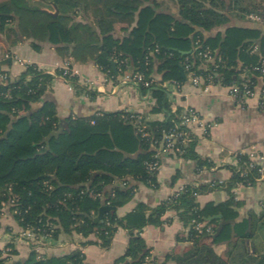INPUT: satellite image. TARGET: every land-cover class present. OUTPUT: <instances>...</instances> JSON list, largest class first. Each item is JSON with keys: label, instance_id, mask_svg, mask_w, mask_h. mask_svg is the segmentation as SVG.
I'll return each mask as SVG.
<instances>
[{"label": "trees", "instance_id": "1", "mask_svg": "<svg viewBox=\"0 0 264 264\" xmlns=\"http://www.w3.org/2000/svg\"><path fill=\"white\" fill-rule=\"evenodd\" d=\"M174 1L178 13L159 0H49L53 12L16 5L21 20L27 18L22 21L24 34L47 38L56 45L76 43L79 27L90 29L92 22L88 21L91 18L87 12L93 9L97 28L91 32L98 36V45L92 59L107 77L117 78L122 73L120 62L124 59L128 69L144 71L148 76H154L159 60L163 71L161 83L139 87L144 93L150 91L156 100L151 117L145 114L148 137L130 120L132 112L60 117L54 103L43 101L56 75L36 64H28L14 81L0 83V207L16 195L18 203L9 210L22 227L41 218L57 226L55 237L60 232L85 237L93 234L104 247H109L116 232L123 228L129 233V244L114 264H144L151 251L140 231L149 225H163V216L170 210H175L189 227V240L193 242L190 250L173 257L176 264H228L211 245L202 244L201 238L209 236L214 244H231L234 237L242 242L253 237L251 221H238L233 197L224 203L201 207L197 196L203 190L191 185L171 202L162 201L152 207L141 201L125 216L118 215V209L134 195L133 182L157 186V175L151 174L147 163L154 159L157 142L164 133L180 123L182 110L179 107L173 111L162 83H185L181 71L185 72L189 62L194 71L212 74L215 84L242 85L244 76L251 75L252 66L264 57V27H225L229 22L226 10L238 9L243 0ZM257 6H249V12L264 22V9L260 11ZM13 18L0 11V30ZM69 20L76 24L69 27ZM117 23L125 24L121 29L125 35L118 33ZM197 41L201 44L199 49ZM254 45L259 47L257 52L252 51ZM34 46L39 48L36 43ZM156 46L160 53L146 65L147 56ZM206 47L216 52V69L199 55ZM252 79L256 82L255 76ZM68 81L82 89L78 76ZM160 114L164 117L158 118ZM192 136V143L177 158L198 159L196 138L193 133ZM245 160L247 157H242V163ZM199 162L201 166L205 164L200 159ZM245 178L238 172L229 187ZM15 209L19 213H14ZM194 218L214 224L215 233L198 235L191 226ZM14 253L12 249L11 254ZM242 254L248 256L249 264H262V259L252 257L246 247ZM6 260L0 259V264H10ZM12 264L85 263L80 250L49 259L40 258L33 250L27 260Z\"/></svg>", "mask_w": 264, "mask_h": 264}, {"label": "crops", "instance_id": "2", "mask_svg": "<svg viewBox=\"0 0 264 264\" xmlns=\"http://www.w3.org/2000/svg\"><path fill=\"white\" fill-rule=\"evenodd\" d=\"M16 5L53 12L49 0H0V11L14 17L0 30V83L4 74L8 75L9 81H14L28 64H36L46 71L54 72L69 63L78 69L80 81H96L100 83V87L97 89L80 83L82 89L71 88L68 82L57 77L44 95L43 101L54 103L60 117H90L95 113L111 111L142 112L151 117L150 110L156 106V100L150 91L144 93L139 87L124 83L120 79L106 80L105 74L93 59L76 51V43L56 45L47 38L27 37L23 32L24 25L22 26V21L27 18L23 15L25 19L21 20ZM172 12L178 13L177 5ZM226 13L229 22L225 27H264L262 20L253 19L249 14L235 9H228ZM79 18H82L81 14L77 19L80 20ZM96 20L93 19L95 23ZM88 21L92 22V19ZM122 27L125 24L117 23L118 33L125 35ZM160 65L161 62L157 60L154 79L158 83H161L163 77ZM186 77L187 81L182 84L179 94L170 81L162 84L169 93L173 111L180 107L183 112L187 107H194L209 124L207 131L198 124L192 126L198 159L163 156L157 174V186L133 182L136 185L134 195L118 209V215L125 216L141 201L152 207L156 206L166 201L182 186L202 188L203 191L197 196L201 207L208 203H224L233 197L239 212L238 221H251L253 237L245 242L234 237L231 244H214L208 236L201 238L200 242L211 245L215 253L228 264H249L248 256L242 254L245 247L252 257L259 261L262 259L264 264V181L252 185L238 182L229 187L238 173L239 155L247 157L253 148L264 153V96L258 93L249 99L248 104L242 106L230 95L227 86L214 84L207 88L194 87L189 76ZM256 82L259 90L261 79L256 77ZM88 91L96 96H91ZM157 117L163 118L164 115ZM199 159L205 163L203 166L199 164ZM163 221V225L143 228L140 235L150 249L155 264H176L173 257L182 255L193 246V242L189 240L190 229L175 210L164 214ZM21 229L22 226L10 210L1 206L0 251L7 248L15 251L10 264L27 260L33 251L28 243L20 240ZM129 239L128 231L120 228L114 235L112 244L104 247L93 234L85 237L77 233L60 232L55 239L40 247L37 253L40 258L49 259L67 256L80 250L85 264H114L125 253ZM238 252H242L241 258L238 257Z\"/></svg>", "mask_w": 264, "mask_h": 264}, {"label": "built area", "instance_id": "3", "mask_svg": "<svg viewBox=\"0 0 264 264\" xmlns=\"http://www.w3.org/2000/svg\"><path fill=\"white\" fill-rule=\"evenodd\" d=\"M250 17L253 19L261 20V18L255 14H250ZM201 48L200 41L196 43V49ZM259 50L258 45H254L253 52H257ZM160 53L159 46H156L154 50H152L146 59V65L151 63V58L155 56V54ZM199 55L207 62H211L214 64L215 69L218 67L216 63V52L211 48L206 47L199 52ZM127 60L124 59L120 62L122 71L121 74L117 75V78L107 77L106 80H119L131 84L135 87H146L150 88L155 82L154 76H148L144 73V71H133L132 69H128ZM57 70H60L59 72ZM251 75L244 76L245 80L241 84H233L228 87V91L230 95L235 98V101L239 105H246L250 98L254 97L258 93L264 96V57L261 60L252 66ZM49 72V71H48ZM56 75V78L63 79L68 82V79L72 76L79 77L78 69L74 68L71 64L66 63L63 66L56 69L54 72H50ZM185 74L189 76V80L194 87L205 86L206 88L214 85L213 75H204L202 73H198L194 71L192 68V63L187 62L185 64ZM252 75L255 77H259L261 79V88L258 90L257 82L252 79ZM3 81H8V75L4 74L2 76ZM83 81V82H82ZM79 83H84V85L93 86L97 89L100 87V83L93 81L89 82L87 80H82ZM187 81V77H186ZM176 88L177 93H180V88L182 84L178 81H170ZM70 84V83H69ZM71 88L74 86L70 84ZM92 87V88H93ZM130 120L138 127V131L142 133L144 137L149 136V132L147 131L148 125L146 120L148 117L142 112H133L129 116ZM194 124H198L205 131L209 128V124L202 117L201 112L194 107H187L181 114L180 123H177L176 126L169 131L165 132L162 139L157 142V152L154 156V159L147 163V168L151 172V174H158L160 166H161V158L163 156H173L175 158L178 157V154H182L186 151V147L190 145L193 141L192 136V126ZM242 157L240 156L237 159L238 172L245 176V180L243 183L247 185H252L259 181H264V153H260L258 149L253 148L249 151L247 160L242 163ZM244 165V166H243ZM251 174V176H250ZM125 184V183H124ZM187 186L180 187L176 192H174L167 201L171 202L175 197H177L181 192L186 190ZM98 196H102L101 193L97 194ZM18 201V197L16 195L12 196L9 201L3 202L2 206L10 209L12 206H16ZM10 207V208H9ZM14 213H19L17 209L14 210ZM23 220V218H22ZM192 228L197 232L198 235H213L215 233V225L209 223L206 220H201L198 218H194L191 221ZM56 225L50 222L49 220L38 219L34 223L27 224L26 227H22L19 238L20 240L28 243L34 251H38L40 247L46 245L55 239V230ZM11 248H7L0 255V259H7V263L11 260ZM144 264H155V259L153 258L152 253L146 257Z\"/></svg>", "mask_w": 264, "mask_h": 264}, {"label": "rangeland", "instance_id": "4", "mask_svg": "<svg viewBox=\"0 0 264 264\" xmlns=\"http://www.w3.org/2000/svg\"><path fill=\"white\" fill-rule=\"evenodd\" d=\"M159 1L163 4L164 7H167L171 11L177 5L174 0H159ZM247 2H250V4ZM254 3H256L258 5L257 9H259L260 11H263L264 0H243V3H241L240 6H237L236 8H238V9H236V10L250 15L252 13L249 12V10L251 9L250 7H253ZM241 8H243L245 10L243 11V10H241ZM87 14L92 19V25H90V29H87L88 27L87 28L81 27V26L79 27V29L76 33L78 36V40L76 41L75 47H76V51H78L81 54L84 53L86 56L88 55L89 59H92V58H94L93 56L96 55V53H97L98 36L95 33H92L91 31H93L92 29L95 28L97 25H96L95 21H93V19H94L92 17L93 16L92 15L93 9L91 11L87 12ZM255 15H257V14H255ZM66 23L69 27H73L76 24L75 21H70V20Z\"/></svg>", "mask_w": 264, "mask_h": 264}, {"label": "water", "instance_id": "5", "mask_svg": "<svg viewBox=\"0 0 264 264\" xmlns=\"http://www.w3.org/2000/svg\"><path fill=\"white\" fill-rule=\"evenodd\" d=\"M113 68H114V70L116 71V68H115V62L113 63ZM181 74H182V76L186 79V74H185L184 70L181 71Z\"/></svg>", "mask_w": 264, "mask_h": 264}]
</instances>
